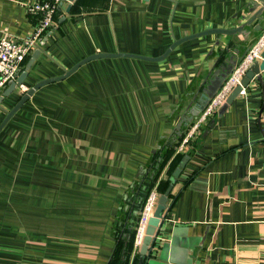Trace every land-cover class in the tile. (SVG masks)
Listing matches in <instances>:
<instances>
[{
  "label": "crops",
  "instance_id": "0c3cea01",
  "mask_svg": "<svg viewBox=\"0 0 264 264\" xmlns=\"http://www.w3.org/2000/svg\"><path fill=\"white\" fill-rule=\"evenodd\" d=\"M35 2L0 0V38L33 33ZM68 6L27 57L23 83L0 90V122L29 87L90 54L155 57L205 29H243L186 39L161 60L94 58L37 89L0 131V264H108L115 227L128 219L133 185L157 146L196 119L204 92L221 85L264 30L260 0ZM260 75L185 150L190 158L145 264H264V69Z\"/></svg>",
  "mask_w": 264,
  "mask_h": 264
},
{
  "label": "built area",
  "instance_id": "2783aa9c",
  "mask_svg": "<svg viewBox=\"0 0 264 264\" xmlns=\"http://www.w3.org/2000/svg\"><path fill=\"white\" fill-rule=\"evenodd\" d=\"M68 0H38L30 5L29 11L41 16L40 22L36 25L33 33L21 39L15 40L8 36L0 38V90L17 80L27 57L38 46L40 38L51 27L54 21V15L64 2ZM264 51V30L258 39L250 46L245 55L234 65V68L224 80L222 85L208 100L203 109L192 122L180 142L177 152H184L190 139L195 137L197 131L208 120L210 116L216 113L226 102L233 89L241 84L246 72L258 59L262 58ZM244 88L241 89V92ZM159 191L157 187L152 188L141 209L140 217L137 223L134 245L137 249L143 243L146 235V229L150 217L153 215L156 207Z\"/></svg>",
  "mask_w": 264,
  "mask_h": 264
},
{
  "label": "water",
  "instance_id": "95a60500",
  "mask_svg": "<svg viewBox=\"0 0 264 264\" xmlns=\"http://www.w3.org/2000/svg\"><path fill=\"white\" fill-rule=\"evenodd\" d=\"M73 1L74 0H68V2H69L68 8L71 7V4H72ZM260 1H262V3H263V7L261 9V11H262L264 9V0H260ZM242 29H243V27H241V26L236 27V28H210V29H205L203 31H200V32H197V33H193L191 35H187L185 37L176 39L167 48V50L163 54H161L159 56H155V57L146 56V55H139V54H134V53H128V52H114V53L99 52V53L90 54V55L84 57L83 59H81L80 61H78L70 69H67L62 75H58V76H53V77L42 79V80L36 82L35 84H33L31 87H29L25 91V93H23L21 95V97L18 99V101L15 103V105H13V107L11 109L6 111L5 117L0 122V131L7 124V122L10 120V118L25 104V102L34 94V92L37 89H39L40 87H42V86H44L46 84L53 83V82H56V81H59V80H62L64 78L68 77L74 71H76L82 64L86 63L89 60H92L94 58H99V57H105V56H132V57H140V58L149 59V60H161V59L165 58L173 50V48L177 44H179L180 42H182V41H184L186 39H190V38H193V37H196V36H200V35H203V34H207V33H211V32H220V33L233 34V33H236L237 31H241ZM39 52H41V51L39 49H37V51H35V53L33 54V57L38 56ZM261 56H262L263 59L261 61H255V63L252 65V67L246 72L245 76L243 77V79L241 81V84H239V85H237L235 87V89L232 91V93L230 94V96L227 99V101H231L236 95H238L240 93L241 89L243 88V86H247L249 84V82L251 81V79H253V78L254 79H258V80H260L262 82V78H261L260 72H261V70L264 69V51L262 52ZM32 63H33V59H31L29 61L28 67H30L32 65ZM26 75H27V70H25L21 74V76H19V78H17L16 81H13L9 85L8 92L13 91L17 87V83H19V84L23 83ZM222 83H221V85H222ZM219 87L214 86V88L213 87L211 88V91H207L206 90V92H204V94H203V98L204 99L202 101V104L201 103L198 104V107L199 108L201 107L200 109H203L205 104L208 102L207 100H209V96L212 95L213 92L215 93L218 90ZM213 89H214V91H213ZM0 109H2L1 106H0ZM196 112H198L197 109L194 110V114H196ZM189 158H190L189 154H185L182 157L179 165L173 171L172 183L168 186V188L163 193H161L159 195V198H158L156 207L154 209L153 215L149 219V222H148V225H147V229H146V235L144 237L143 243H142V245L139 248L140 263L141 264H145V261H146L145 259L149 255V251H150V249L152 247L154 238L158 234V231H159V228L161 226L162 220H163V218L165 216V213H166V210L168 208L170 195L172 193V190H173V187H174V183L177 181V179L181 175V173H182L183 169L185 168Z\"/></svg>",
  "mask_w": 264,
  "mask_h": 264
},
{
  "label": "trees",
  "instance_id": "16d2710c",
  "mask_svg": "<svg viewBox=\"0 0 264 264\" xmlns=\"http://www.w3.org/2000/svg\"><path fill=\"white\" fill-rule=\"evenodd\" d=\"M191 124V121L188 126L181 123L180 128L174 131L171 136L164 137L161 140L150 162L134 183L132 188L134 197L129 205L128 219L125 220L123 225L115 227L116 246L108 264H141L140 254L134 245L136 226L141 209L155 184L161 194L172 183L173 171L179 165L194 139V137L190 139L188 149L184 153L177 152V148Z\"/></svg>",
  "mask_w": 264,
  "mask_h": 264
},
{
  "label": "rangeland",
  "instance_id": "374dc122",
  "mask_svg": "<svg viewBox=\"0 0 264 264\" xmlns=\"http://www.w3.org/2000/svg\"><path fill=\"white\" fill-rule=\"evenodd\" d=\"M137 227V226H136Z\"/></svg>",
  "mask_w": 264,
  "mask_h": 264
}]
</instances>
